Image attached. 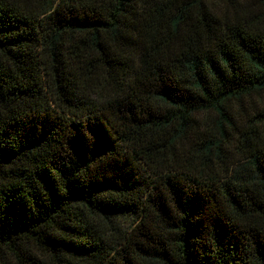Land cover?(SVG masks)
I'll return each mask as SVG.
<instances>
[{"label":"trees","instance_id":"trees-1","mask_svg":"<svg viewBox=\"0 0 264 264\" xmlns=\"http://www.w3.org/2000/svg\"><path fill=\"white\" fill-rule=\"evenodd\" d=\"M0 0V264H264V0Z\"/></svg>","mask_w":264,"mask_h":264},{"label":"rangeland","instance_id":"rangeland-1","mask_svg":"<svg viewBox=\"0 0 264 264\" xmlns=\"http://www.w3.org/2000/svg\"><path fill=\"white\" fill-rule=\"evenodd\" d=\"M240 2H245V0H241ZM264 105L262 106V109H260V112H263Z\"/></svg>","mask_w":264,"mask_h":264}]
</instances>
